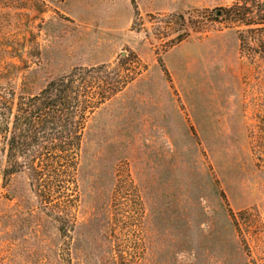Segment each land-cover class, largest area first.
Returning <instances> with one entry per match:
<instances>
[{
	"label": "rangeland",
	"instance_id": "374dc122",
	"mask_svg": "<svg viewBox=\"0 0 264 264\" xmlns=\"http://www.w3.org/2000/svg\"><path fill=\"white\" fill-rule=\"evenodd\" d=\"M262 10L0 0V108L77 71L100 103L59 172L4 176L0 139V264H264Z\"/></svg>",
	"mask_w": 264,
	"mask_h": 264
},
{
	"label": "trees",
	"instance_id": "16d2710c",
	"mask_svg": "<svg viewBox=\"0 0 264 264\" xmlns=\"http://www.w3.org/2000/svg\"><path fill=\"white\" fill-rule=\"evenodd\" d=\"M230 13L227 11L225 15L230 16ZM179 19L183 17L179 16ZM78 77H83L79 71L50 82L36 96L20 98L15 105L12 101V107L0 108V139L9 136L10 151V164L4 170V176L27 170L32 177L39 178L48 171L49 163L56 165L54 170L59 172V165L68 161L70 156L77 159L88 115H92L100 104L94 97L83 93L82 87H74V79ZM14 106L15 118L10 129L9 121L5 119L11 115ZM58 217L62 220L61 216ZM60 232L66 233L63 225Z\"/></svg>",
	"mask_w": 264,
	"mask_h": 264
},
{
	"label": "water",
	"instance_id": "95a60500",
	"mask_svg": "<svg viewBox=\"0 0 264 264\" xmlns=\"http://www.w3.org/2000/svg\"><path fill=\"white\" fill-rule=\"evenodd\" d=\"M221 15V12H217V16H220Z\"/></svg>",
	"mask_w": 264,
	"mask_h": 264
}]
</instances>
